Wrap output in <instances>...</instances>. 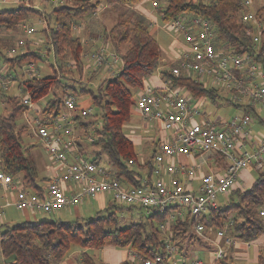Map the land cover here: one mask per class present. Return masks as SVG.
<instances>
[{"label":"trees","instance_id":"trees-1","mask_svg":"<svg viewBox=\"0 0 264 264\" xmlns=\"http://www.w3.org/2000/svg\"><path fill=\"white\" fill-rule=\"evenodd\" d=\"M29 4L20 3L13 8H0V32H16L22 26L21 22L29 13L44 16L45 25L40 30L44 41L31 46L24 43L27 49L18 54L7 55L0 49L1 61L8 63L9 69L14 64L35 61L41 58L42 48L52 50L58 63L59 72L73 75L82 73L85 63L83 54L86 50L82 38L73 26L75 20L87 14L96 12L100 0H65L45 11ZM144 0H104L111 9L118 11L119 18L108 28L103 29V39L110 40L113 49L120 55L122 65L117 75L100 79L96 90L81 86L74 91L68 90L67 83H61L60 77L40 73L27 76L21 83L23 91L29 94L33 102L41 99L51 88L58 92L46 102L42 119L56 118L63 110V97L66 93L88 92L89 101L98 107L99 127H94L92 141L100 145L105 155V162L114 170L117 177L132 186L138 185L139 172L132 169L131 164L137 161L135 142L124 130L125 124L132 117L134 104L133 91L140 88L143 82L151 76L158 67L162 57V49L149 29L150 14L145 16L135 10L134 6ZM156 14L162 23L168 22L182 14L202 15L212 20L216 27V46L228 49L234 53L254 52L252 46V26L241 21L245 10L240 0H158ZM256 18L262 22L263 41L259 53H253L252 62L261 63L264 69V0L253 9ZM44 44V45H43ZM70 61L69 67L66 63ZM12 71V70H11ZM97 69L92 73H97ZM67 75V76H68ZM163 76L180 86L191 97L213 99L217 95L216 88L197 81L193 76L168 75ZM3 101L9 104L10 112L0 113V164L2 169L14 177H20L25 187L40 192L38 167L34 158L27 155L22 144L23 127L17 129L15 119L19 113L27 110V106L17 100L16 96L2 94ZM232 101V100H231ZM233 103V101H232ZM243 107V113L258 115L250 106ZM87 115L76 114L74 120H79L82 135L87 134L86 128L91 122H84ZM220 123V122H218ZM88 135V134H87ZM87 137V136H86ZM221 156V155H219ZM100 161V155L91 158ZM146 162L145 165H148ZM228 197L230 200L223 206L210 208L201 215H193L189 211L183 217H175L167 223L169 237L161 236V229L155 226L151 217H157L166 223L169 212H147L146 221L132 222L125 227L115 225L113 213L104 215L96 213L83 221L39 220L37 222L21 221L8 226L0 232V251L2 264H57L69 253L72 245L82 249H99L103 247L129 248L144 257L155 254L164 255L167 243L177 247L181 253L184 244L201 242L202 237L196 235L193 227L200 222L213 230L222 229L229 236L243 241H251L264 233V166L257 171V176L246 189L232 188ZM128 208H131L128 206ZM160 222V223H161ZM183 254V253H182ZM186 256V254H183ZM76 264H103L86 250L80 252ZM118 264H142L131 258H125ZM214 264H235L234 261L222 255ZM257 264H264V249L257 256Z\"/></svg>","mask_w":264,"mask_h":264},{"label":"built area","instance_id":"built-area-1","mask_svg":"<svg viewBox=\"0 0 264 264\" xmlns=\"http://www.w3.org/2000/svg\"><path fill=\"white\" fill-rule=\"evenodd\" d=\"M49 1L58 5L65 0ZM3 3L29 4V0H0V4ZM143 3L144 1L140 3L141 10L156 14L158 0H150V9L143 8ZM252 3L253 0H240L245 9L241 14V21L252 26L254 50L242 54L216 46V27L208 17L182 14L161 24L157 19L149 17V28L152 26L167 31L172 35L174 44L169 59L162 58L163 63L158 68L162 85L158 87L147 78L135 99V106L144 121H158L168 131L167 137L161 141L153 157L154 178L138 177V185L126 186V182L116 176L108 163L75 155L71 149L74 146L72 113L78 111V114L87 115L91 108L89 105L78 107L75 95L66 93L63 97L64 110L56 118L29 120L31 124L34 121L33 134L41 139L52 163L53 173L47 178L44 193L25 187L20 177L6 173L0 164V191L4 196V202L0 204V219L5 215L7 207L52 213L76 206L87 198H96L104 194L110 195L114 202L119 201L129 207H142L147 212L165 213L169 212L170 208L183 207L193 215H201L208 209L218 206L219 192L228 194L235 188L237 178L243 169L251 165L256 170L262 169L264 136L261 137L258 146L251 150L238 153L236 147L237 142L247 135L251 116L254 117L252 114L243 113L223 122L213 121L197 104L204 98L194 99L180 86L174 85L168 76L162 75L164 70L172 76H193L197 81L213 88L228 90L230 99L236 104L250 106L255 112L256 106L264 110V69L261 63L252 62L253 53H259L263 41L262 22L251 9ZM73 29L77 30V27L74 25ZM24 31L31 34L35 29L24 26ZM101 38L100 36L99 39ZM24 43V40L17 42L19 46ZM14 48L8 50L6 54H16ZM41 55L46 56L43 51ZM89 61L97 67L102 66L109 77L117 75L122 65L120 55L107 43L87 56L85 67L93 71ZM1 66L0 62L2 91L11 85L12 79ZM24 66L28 76L39 73V66L33 61H27ZM26 94L21 102L29 108L33 101L29 94ZM257 115V118L264 122V112L261 116L258 113ZM86 138L88 141L93 140L91 134ZM196 151L221 155L226 161V168L222 174L212 171L206 173L196 190H187L182 179H185V182L192 179L196 173V166L183 162L172 163L170 159ZM162 172L168 175L167 181L160 175ZM181 176L184 178H180ZM170 212L166 217V223L161 222L158 226L162 231L169 232L167 223L176 217ZM260 214L263 215L264 211L260 210ZM193 230L202 238H206V233L214 232L227 244L233 239L224 230H213L200 222L194 225ZM177 253V247L168 242L164 255L144 257L133 250L131 259L142 264H214L224 255V250L222 246H218L214 259L210 261L197 256L179 257Z\"/></svg>","mask_w":264,"mask_h":264},{"label":"rangeland","instance_id":"rangeland-1","mask_svg":"<svg viewBox=\"0 0 264 264\" xmlns=\"http://www.w3.org/2000/svg\"><path fill=\"white\" fill-rule=\"evenodd\" d=\"M101 1V6L104 4V0ZM263 0H254L253 7L251 6V9H254L256 6L258 7ZM32 5L36 3V8L41 9L45 11L44 13L48 12L52 7L56 6V3H53L49 0H32L30 2ZM144 4H147L148 8H151L150 0H144ZM59 5V4H58ZM17 6V4L13 3H3L0 4V8H13ZM99 8V10L104 7V5ZM136 6V5H135ZM134 6V8H135ZM140 6V5H139ZM135 10H139L138 8H135ZM109 14V15H108ZM111 14V15H110ZM89 17H92V14L84 15L83 17H79L75 20V26L77 27L76 33L82 38L85 35L87 38L90 37L88 35V31H80L81 26L86 19H90ZM100 19V23H92V25H97V32L95 33V36L102 37L101 39H97L95 42L96 47L89 49L86 46H89L88 44L84 43V47L86 48L84 54H83V61L86 63V58L89 56L92 52L98 50L102 44L106 43L104 41L103 37V29H108L118 18V11L113 9L112 11L109 8L102 9V12L97 16ZM152 19L156 20L159 24H161V20L159 21L157 14H152L150 16ZM103 23V24H102ZM21 27L16 32H0V49L6 54L8 50H12L14 47L15 53H21L24 52L27 49V46L25 44L18 45L17 42L19 40H24V42L29 43L31 46L36 45L35 41H37L39 38L43 39L44 41V35L40 32V30L45 25L44 16H39L37 13H29L27 17L21 22ZM24 26H31L35 29V31L31 34H26L24 31ZM150 31L152 32L153 36L159 43L161 49H162V57L169 59L172 49L174 47V44L172 42V35L169 34L167 31L157 28V27H150ZM95 31V30H91ZM93 33V34H94ZM91 34V33H90ZM83 35V36H82ZM17 44V45H16ZM44 45V44H43ZM109 46V45H108ZM43 52L46 56H42L41 58H38L34 61V64L36 66H40L39 73L41 76L43 75H55L57 74L58 77H60L61 83L69 84L68 90L74 91L75 89H79L81 86H86V88H90L92 90H96V87L100 84L101 76V70L102 66L97 67L96 64L93 65L92 61H89V66L92 69H97L98 73H94L92 76L84 74V71L82 73H75L73 72V75H68L63 72H59L58 69V63L55 60L54 53L52 50L47 51L45 48H42ZM109 51V50H108ZM1 67L3 71H7L8 77L13 74L15 75L11 85L8 86L5 90H0V94L6 93V95L9 96H16L18 101H22L23 98L27 96L25 91H22L19 88L14 87L21 83L24 79H26L28 76L24 64L26 62H22L21 64H14L13 69H9L8 63L1 61ZM162 59L158 65V67L153 71L152 74H157L159 72L158 68L162 64ZM70 61L66 63V66L69 67ZM70 68V67H69ZM12 70V71H11ZM68 75V76H67ZM24 76V77H23ZM23 77V78H22ZM7 77L5 76V79ZM210 86V85H209ZM217 95L211 99L209 96H204V99L199 100L197 103L199 108L203 111H205V114L210 116V118L213 121H220L223 122L231 117H234L236 115L243 114V107L237 106L232 103L230 99V92L226 89L218 88L216 87ZM58 92L55 88H51L47 95L42 97L41 99L33 102L32 106L27 108V110L21 112L18 114V116L15 119V124L17 129L20 127H23V131L21 133V139L22 144L25 149V152L27 155L31 156L35 159L38 167V178L37 182L42 184V175H43V164L46 162V153L43 146V143L39 137L34 136L33 134V127H34V121L33 124L29 123L28 118L33 119L41 118L43 114V109L45 107L46 102L52 97L54 93ZM140 88H137L133 91L134 93V104L132 106V111L135 109L137 110L135 106V99L136 96L139 94ZM59 93V92H58ZM76 99H77V106L82 107L84 105H89L88 107L91 108V112L88 116H86L83 120L84 122H91L90 125L86 128V131H88L87 134H92L94 127H99L100 125V118L98 117V107L92 104L89 101L90 95L88 92H76L74 93ZM88 101V102H87ZM256 112L261 115L263 114L264 110H262L259 106H256ZM10 112V106L8 103L3 101L0 98V113L1 114H8ZM253 119V117L251 116ZM255 124V123H254ZM75 128L77 130L81 129L82 127L79 124H75ZM254 129H260L264 131V124L256 125ZM87 134H83L81 136L82 138V151L83 155L86 159L94 158L96 155H100V161L105 162V155L104 152H102L100 145L96 143H90L87 141ZM135 150L138 154L139 148L138 146L135 147ZM195 160H198L197 157H195ZM45 161V162H44ZM143 163V158L141 156L138 157L137 161L135 163L131 164L132 169L137 170L141 173L140 164ZM257 176V173L254 172V177ZM125 185H130L129 183H125ZM230 200V197H224V192H219L217 196V203L220 206L225 205ZM264 206V202H263ZM6 216H2L0 219V232L4 231L8 226L13 225L16 222L21 221H32L37 222L39 220H59V221H73L78 219L80 222L85 220L88 217L95 216L96 213H103L104 215H107L108 213H113V217L116 220L115 225H112L111 227H125L129 225L132 222L137 221H146L145 216L148 214L146 209L142 207H131L128 208L127 205H125L122 202L119 201H113L110 195L104 194L101 196H98L96 198H87L84 202L79 204L78 206H73L71 208H65L61 209L56 212L52 213H46L43 211L38 210H16L14 207H8L5 209ZM183 212L186 214L187 210L186 208H183ZM151 220L155 226L160 225V219L157 217H151ZM169 232L167 230L162 231L161 230V236L163 238L168 237ZM74 248H80L79 245H72L69 252L73 251ZM118 251L124 250L125 256H127V248H119ZM104 249H88V253L91 255H94L96 260L98 262L105 261V255H104ZM133 250L130 249V256L131 252ZM192 253V252H191ZM194 256V255H191ZM128 257V256H127ZM120 258V257H119ZM126 258V257H125ZM0 264H2V257H1V251H0Z\"/></svg>","mask_w":264,"mask_h":264},{"label":"crops","instance_id":"crops-1","mask_svg":"<svg viewBox=\"0 0 264 264\" xmlns=\"http://www.w3.org/2000/svg\"><path fill=\"white\" fill-rule=\"evenodd\" d=\"M253 4H254V0L252 3V7H253ZM103 5L104 7H102ZM103 5L101 6L102 8L100 10L98 9L96 12L92 13V17H89L90 19L84 20L81 26L82 29H80V31L85 30V31H88V33L90 31L91 33V34L90 33L88 34L90 35V37L88 38L85 35L84 36L82 35L84 37L83 42L88 45L90 44L89 46H86L87 48L89 47V49L96 47L95 42L100 37V34L99 36H95L94 32H97V28H96L97 25H92V23L94 24V23L101 22L100 19L97 17L98 13L100 14L102 12V9L104 8H109L105 3ZM139 5L140 3L135 6V8L139 9L137 10L139 13L144 14L145 16H147V14H150V16L152 15V13H150L149 11L141 10ZM142 5L141 6L143 8H147L148 6L147 4H144V3ZM256 8L257 6L254 9ZM109 9L111 11L113 10L111 8ZM91 30H95V31H91ZM42 41L43 39L39 38L37 41H35V43L40 44ZM106 43L109 45V47H112V43L110 42V40H107ZM84 74L92 76L94 73H92V70L85 67ZM101 75H102L101 79H103L104 77L108 76V73L104 71V69H102ZM14 76L15 75L11 74L9 77H11V79L13 80ZM149 79H150L149 80L150 82H152L154 85L158 87L162 85V80H161V76L159 75V73L151 74V77ZM21 83L19 82V84L16 85L14 89L19 88L23 91ZM0 98L2 99L1 94H0ZM85 106H88V104L84 105L83 107ZM76 114H78V111H74L72 113V117H73L72 126L74 129V146L71 149L73 153H75V155H80L84 157L83 151H82L83 143H82V138H81L82 130L81 129L77 130V128H75V124H79V120L77 121L74 120ZM229 119H227L226 121H228ZM28 120H31V119L28 118ZM260 124H264V122L259 120L257 117H253V119H251V122L248 125L247 135L245 137H242L237 142L236 147H237L238 153H242L243 150H251L258 146V143L261 137L264 136V131L260 129H254V127ZM124 130H125L126 135L132 140H134L135 147L138 146L139 148L137 158L139 156L143 158V163L140 164L141 173L139 172V177L142 178L143 176H150L154 178L155 175H153L152 173L153 157L156 151L158 150V147L161 141L167 137L168 131H166L158 121H155V120L144 121L141 118L138 109L137 110L134 109L132 111V117L130 121H128L125 124ZM69 155L71 154L69 153ZM46 156H47L46 162L44 161L45 164H43L42 166L43 172H44L41 178L42 184L39 183L40 187L42 188V190L40 191L41 193H44L45 188H46L47 178H49V176H51L53 173L52 163L50 162V159L47 153H46ZM195 157H197L198 160H195ZM170 161L172 163L183 162V163L192 164L196 166V173H195V176L192 177V179H188L186 180V182H185V179H182V181L184 182V188L187 190H196L197 187L201 184L202 178L206 173L212 171L216 174H222L226 168L225 159L222 156H219L218 154L213 153V152L200 153L196 151L188 155L180 154L176 157H172ZM262 161H263V166H264V157L262 158ZM146 162H149V164L145 165ZM257 171L258 170H256L252 165L247 167L246 169H243L237 178L235 187H238L241 189L248 188L251 185L253 179L255 178L254 172L257 173ZM160 175L166 181L169 178L165 172H162ZM180 178H184V177L181 176ZM225 196L228 197V194L224 193V197ZM3 202H4V196L2 194V191H0V204H2ZM66 208H71V207H66ZM170 213L175 215L176 217L177 216L183 217L185 215V213L183 212V207L179 208L178 210L177 209L172 210V212ZM5 216H6V212H5ZM218 246L223 247L224 255L231 258L235 264H257L258 253L261 249H264V233L251 241H243L236 237H233L232 242L227 244L224 242V239L222 237L216 236L214 232H208L206 233V238H203L201 242L198 241V242L189 243L187 245L184 244L181 250V253L178 252L177 256L191 257V255H194V256L204 259L205 261H210L214 259L215 252ZM103 249L105 250L104 251L105 261L100 262L103 264H118L121 260L125 259V257L131 258L129 248H127V254H126L128 257L125 256L124 250L118 251L117 250L119 249L118 247H103ZM83 250H86L88 252V249L74 248L73 251L67 253L66 257L63 258L57 264H76L80 256V252ZM182 253L186 254V256H184Z\"/></svg>","mask_w":264,"mask_h":264}]
</instances>
